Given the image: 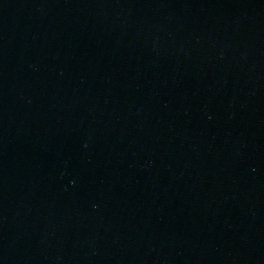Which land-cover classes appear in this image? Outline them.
Instances as JSON below:
<instances>
[{
  "label": "water",
  "instance_id": "95a60500",
  "mask_svg": "<svg viewBox=\"0 0 264 264\" xmlns=\"http://www.w3.org/2000/svg\"><path fill=\"white\" fill-rule=\"evenodd\" d=\"M0 264H264V0H0Z\"/></svg>",
  "mask_w": 264,
  "mask_h": 264
}]
</instances>
